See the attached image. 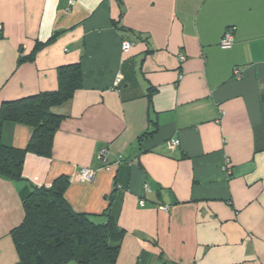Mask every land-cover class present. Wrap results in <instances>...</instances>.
I'll return each mask as SVG.
<instances>
[{
    "label": "crops",
    "instance_id": "crops-1",
    "mask_svg": "<svg viewBox=\"0 0 264 264\" xmlns=\"http://www.w3.org/2000/svg\"><path fill=\"white\" fill-rule=\"evenodd\" d=\"M0 24V106L81 73L50 107L51 154L0 176V264H20L21 187L59 177L71 209L123 229L115 264H264V0H0ZM30 135L2 124L6 145Z\"/></svg>",
    "mask_w": 264,
    "mask_h": 264
},
{
    "label": "trees",
    "instance_id": "trees-1",
    "mask_svg": "<svg viewBox=\"0 0 264 264\" xmlns=\"http://www.w3.org/2000/svg\"><path fill=\"white\" fill-rule=\"evenodd\" d=\"M227 30L232 32L233 27ZM42 44L37 42L33 50ZM80 79L77 64L61 67L59 90L1 104L0 176L25 181L22 167L26 153L46 157L51 154L53 134L60 117L51 113L50 107L67 100L80 85ZM5 121L31 127L26 147L17 148L1 141ZM64 181L59 177L50 187L32 184L21 187L24 217L11 231L20 264H65L68 261L75 264H115L123 229L109 215L104 221H99L93 215L71 209L64 198Z\"/></svg>",
    "mask_w": 264,
    "mask_h": 264
},
{
    "label": "built area",
    "instance_id": "built-area-1",
    "mask_svg": "<svg viewBox=\"0 0 264 264\" xmlns=\"http://www.w3.org/2000/svg\"><path fill=\"white\" fill-rule=\"evenodd\" d=\"M74 3V0H69V4L72 5ZM1 24H0V32H1ZM232 42H233V34L231 32V30H227L225 31V33L223 34L222 38H221V41H220V46L222 48H228L232 45ZM131 47V43L128 41V40H123L122 43H121V49L123 51H128ZM178 59L179 61H183L185 59V55L183 53H179L178 54ZM233 73L235 74V76H240V71L238 69H235L233 71ZM178 144V141L175 140V141H168V146L169 148H174L176 145ZM107 153V148L106 147H103L99 150V152L97 153V158L99 160H104V156L105 154ZM119 160V159H118ZM117 160V161H118ZM119 163V162H117ZM106 165V164H105ZM110 165L107 166V168L109 167ZM79 174H80V177L83 179V180H90L92 179L93 175H94V171L88 169V168H81L79 170ZM142 203V201H141ZM159 209H162V210H167L168 209V206L167 205H159L158 206Z\"/></svg>",
    "mask_w": 264,
    "mask_h": 264
},
{
    "label": "rangeland",
    "instance_id": "rangeland-1",
    "mask_svg": "<svg viewBox=\"0 0 264 264\" xmlns=\"http://www.w3.org/2000/svg\"><path fill=\"white\" fill-rule=\"evenodd\" d=\"M70 264H72V262H70Z\"/></svg>",
    "mask_w": 264,
    "mask_h": 264
}]
</instances>
